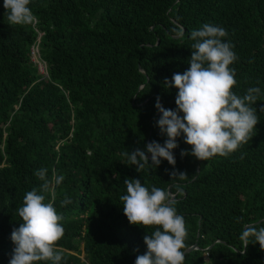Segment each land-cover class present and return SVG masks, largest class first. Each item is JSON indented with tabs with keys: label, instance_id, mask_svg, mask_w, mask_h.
I'll use <instances>...</instances> for the list:
<instances>
[{
	"label": "trees",
	"instance_id": "16d2710c",
	"mask_svg": "<svg viewBox=\"0 0 264 264\" xmlns=\"http://www.w3.org/2000/svg\"><path fill=\"white\" fill-rule=\"evenodd\" d=\"M29 7L33 23L11 25L0 0V264L12 257L25 194L41 192L34 174L41 168L49 179L64 176L41 192L63 217L60 264H135L147 251L144 236L155 226L129 223L119 199L125 179L177 201L187 230L183 264H264L254 238L247 246L240 239L245 225L264 227V0H31ZM205 23L223 27L234 46L233 92L261 89L252 138L200 161L181 155L191 152L181 135L174 166L152 165L148 154L137 171L123 153L164 144L157 98L176 110L178 90L165 79L190 67V33ZM37 46L47 76L33 60ZM65 197L71 203L62 205Z\"/></svg>",
	"mask_w": 264,
	"mask_h": 264
},
{
	"label": "clouds",
	"instance_id": "9594fccd",
	"mask_svg": "<svg viewBox=\"0 0 264 264\" xmlns=\"http://www.w3.org/2000/svg\"><path fill=\"white\" fill-rule=\"evenodd\" d=\"M31 0H3L4 15L11 25L33 23L35 16L29 5ZM228 35L220 26L205 23L190 33L192 54L190 67L183 73H174L165 85L178 90L176 110L165 109L157 98L155 104L160 118L157 125L167 139L161 145L152 141L139 148L123 153L137 171L149 164L158 166L161 160L175 165L173 150L178 147L177 138L183 135L184 142L191 146L192 155L200 161L213 156H227L252 138L257 125V109L254 107L261 96V89L251 87L241 96L233 92L237 81L235 70L229 66L237 59L233 45L222 38ZM264 111V107L260 109ZM181 113L183 115H181ZM48 170L41 168L34 174L43 181L41 192H48L52 183L59 185L63 175L48 178ZM171 176L184 179L186 174L173 171ZM127 194L120 196L123 213L132 225L155 226L151 235L144 236L147 251L138 255L135 264H183L187 230L183 216L177 214V201L168 192L153 186L145 187L139 179H125ZM36 189L28 191L23 204L18 208L22 220L19 228L11 233L15 244L9 264H37L50 261L60 264L63 254L57 243L64 235L63 219L53 202H45V195ZM71 203L65 197L62 205ZM250 238L264 251V227L245 225L240 239L248 245Z\"/></svg>",
	"mask_w": 264,
	"mask_h": 264
},
{
	"label": "built area",
	"instance_id": "2783aa9c",
	"mask_svg": "<svg viewBox=\"0 0 264 264\" xmlns=\"http://www.w3.org/2000/svg\"><path fill=\"white\" fill-rule=\"evenodd\" d=\"M35 50H36V53H34ZM32 54H33L34 62H38L40 64V71H39L40 74H43V75L47 76L48 75L47 74V65H46V63L41 62L39 60V46H37L36 48L33 49V53Z\"/></svg>",
	"mask_w": 264,
	"mask_h": 264
},
{
	"label": "water",
	"instance_id": "95a60500",
	"mask_svg": "<svg viewBox=\"0 0 264 264\" xmlns=\"http://www.w3.org/2000/svg\"><path fill=\"white\" fill-rule=\"evenodd\" d=\"M193 249H197V245H195V246H193V247H191V248L187 249V250H186V253H188V252L192 251Z\"/></svg>",
	"mask_w": 264,
	"mask_h": 264
},
{
	"label": "rangeland",
	"instance_id": "374dc122",
	"mask_svg": "<svg viewBox=\"0 0 264 264\" xmlns=\"http://www.w3.org/2000/svg\"><path fill=\"white\" fill-rule=\"evenodd\" d=\"M34 53H36V50L34 51ZM38 56V55H37ZM36 65H37V67H38V69H39V71H40V64L38 63V62H36ZM82 246V245H81ZM82 248V247H81Z\"/></svg>",
	"mask_w": 264,
	"mask_h": 264
}]
</instances>
